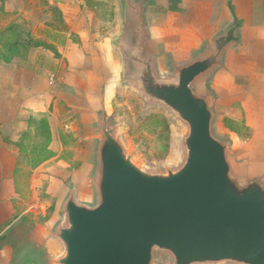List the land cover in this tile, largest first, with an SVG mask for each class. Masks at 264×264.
Wrapping results in <instances>:
<instances>
[{
  "label": "rangeland",
  "instance_id": "obj_1",
  "mask_svg": "<svg viewBox=\"0 0 264 264\" xmlns=\"http://www.w3.org/2000/svg\"><path fill=\"white\" fill-rule=\"evenodd\" d=\"M167 1L170 3V0ZM55 2L59 1L33 0L30 7L23 11L14 10L6 14L0 11V29L9 22H23L37 37L46 34L45 26L52 18L55 23L52 30L68 32L66 23V29H59L63 26L62 21L48 9L56 5ZM101 8H93L97 12V19L93 20L90 14L84 19L87 28L84 42L78 34L77 37H73L74 34L72 36V45L79 43L81 47V44H85L87 51L84 48L83 52L77 50L75 65L69 64L71 62L67 58L66 73L58 80L55 78V86L52 85L54 99H58L57 102L52 101L57 104L51 119L53 129L57 138L61 134L65 137L67 144L63 147L58 143V157L39 171L26 168V155L20 158L26 176L22 182L27 192L10 218L12 223L8 227H11L8 238L0 243V264H61L66 248L58 234L61 228L68 226L65 212L67 201L75 194L78 203L92 205L99 197L101 163L98 152L103 143V138L100 139V135L103 136L100 122L105 116L106 127L112 130L114 140L144 172L169 175L179 171L187 159L188 123L176 111L151 99L139 79L129 77L126 56L112 46V40L120 30L119 20L109 21L110 11L106 9L107 16L102 22L104 11ZM25 11L29 19L23 17ZM214 29L205 33H211ZM159 32V28L158 31L154 29L155 40L160 43L162 52L160 58L154 60L153 73L159 84H178L183 67L218 55L221 42L214 41L223 37L221 33L213 35V40L206 42H180L163 39L165 36ZM250 44L248 42L238 47L231 54L230 72L227 70L229 53L226 49L222 54L219 53V65H214L209 73L200 76L192 86L197 96L209 101L214 116L213 133L228 146L231 156H238L234 161L237 169L245 166L246 151L241 146L240 138L235 134L229 135L230 131L223 127L222 118L235 112L239 117L236 106H231L235 98L230 97L229 93L233 89L230 84L235 82L236 76L242 75L240 65L246 62L244 60H254L253 56L244 59L241 54ZM173 52L179 54L175 59L170 56ZM187 53L190 54L184 55ZM130 74L138 75L135 72ZM101 81L104 85L99 87ZM242 82L239 83L240 87H244L245 80L242 79ZM162 134L164 140H161ZM232 142L235 154L231 149ZM50 198L57 200L56 212L49 221L42 222V216L47 214L51 205ZM151 264H176V259L172 252L156 247ZM192 264L244 263L225 260Z\"/></svg>",
  "mask_w": 264,
  "mask_h": 264
},
{
  "label": "water",
  "instance_id": "obj_2",
  "mask_svg": "<svg viewBox=\"0 0 264 264\" xmlns=\"http://www.w3.org/2000/svg\"><path fill=\"white\" fill-rule=\"evenodd\" d=\"M237 28L214 41L221 42L219 53L238 41ZM144 36L142 24L141 38L123 51L128 76L188 123L187 159L169 175L144 172L114 140L105 116L99 197L92 205L78 203L75 194L67 201L68 226L58 234L66 248L60 263L151 264L158 247L172 252L176 264H264V177L245 166L237 169L230 149L213 133L209 101L192 90L200 76L219 65L221 54L183 67L178 84H159Z\"/></svg>",
  "mask_w": 264,
  "mask_h": 264
},
{
  "label": "crops",
  "instance_id": "obj_3",
  "mask_svg": "<svg viewBox=\"0 0 264 264\" xmlns=\"http://www.w3.org/2000/svg\"><path fill=\"white\" fill-rule=\"evenodd\" d=\"M103 1L105 5L101 8L104 11L102 22L108 10L110 11L108 16L111 18L109 21L118 19L120 24L118 34L112 40V46L123 53L126 46L136 43L141 38V25L144 24L145 54L154 60L160 58L162 52L160 43L155 40L154 29L158 31L159 28V33L164 35L163 39L166 40L206 42L213 40V35L221 34L224 30L237 25L235 34L238 41L228 48L227 70L230 72L231 54L248 42L251 43L250 46L247 45L241 54L244 59L253 56L254 60H244L246 62L243 64L240 62L242 75L236 76L235 82L230 84V88H233L229 93L230 97L235 98L231 106H236L239 117L236 115L237 112L224 116L222 124L225 127L224 118L228 117L249 128L250 136L247 139L240 138L241 146L246 151L245 167L249 173L264 177V0H170V3L167 0L158 3L155 0ZM4 2L5 11L9 13L29 8L33 0ZM44 5L46 6V3ZM56 6L61 11L64 25L67 24L69 31L52 30L54 26L50 24L54 21L51 18L49 26H45L46 34L37 37L33 35L37 39L53 44L60 56H55L49 49L37 47L31 48L24 57L16 55L9 63L0 60V225L12 217L16 205L23 201L27 192L22 182L26 177L25 171L20 165L23 154L19 147L7 143L4 136L17 141L23 132L30 129L31 118L47 116L52 131L50 149L54 152V157L33 170L39 171L58 157L57 145L59 143L64 147L61 139L63 135H58L59 141L53 129L51 119L57 110V104L52 101L57 102L58 99H54L55 85L52 87L48 80L51 76L57 80L62 78L66 73L67 58L71 62L69 64H77V50L82 52L83 48L87 50L85 44H81V47L79 43L72 45V38L78 34L84 42L87 37L84 19L86 16L89 17V14L93 20L98 18L97 12L86 0L82 4L57 2ZM45 8L47 9V6ZM22 15L29 19L27 11ZM209 29L214 30L206 34ZM188 54L190 53L184 55ZM178 55L173 52L170 56L175 59ZM242 79L245 80L244 87L239 85ZM100 83L99 87L104 85L103 81ZM216 101L218 103L220 97ZM229 135L232 136L234 133L230 132ZM236 137L238 138L237 135ZM231 146L234 152L233 142ZM237 157L235 155L234 160Z\"/></svg>",
  "mask_w": 264,
  "mask_h": 264
},
{
  "label": "trees",
  "instance_id": "obj_4",
  "mask_svg": "<svg viewBox=\"0 0 264 264\" xmlns=\"http://www.w3.org/2000/svg\"><path fill=\"white\" fill-rule=\"evenodd\" d=\"M87 4L92 8L97 9L105 5L103 0H86ZM5 2L1 0L0 11L6 14ZM49 10H52L56 14L57 18L62 21L63 26L59 29H66L62 19V13L56 5L49 6ZM54 21V20H53ZM50 25H55L52 22ZM58 29V28H57ZM46 48L52 51L55 56H60L57 49L53 44H50L44 40L37 39L31 29H29L23 22H10L6 26L0 29V60L6 63L13 61L16 55L26 56L31 48ZM225 127L232 133L236 134L241 139H247L250 136V130L244 124L238 123L228 117L224 118ZM29 130L23 132L17 141L12 140L9 137L4 136V140L7 143H13L19 147L22 154L27 157V166L29 169H35L46 161L54 157V152L50 149L52 141V131L47 116L40 118H31L29 121ZM164 135H161V140ZM62 143L66 145L65 137L62 136ZM166 148V145H164ZM50 207L47 214L42 216V222L49 221L55 214L57 208V200L50 198ZM12 223L11 219L0 225V243L8 238V228ZM4 229V234H1Z\"/></svg>",
  "mask_w": 264,
  "mask_h": 264
},
{
  "label": "built area",
  "instance_id": "obj_5",
  "mask_svg": "<svg viewBox=\"0 0 264 264\" xmlns=\"http://www.w3.org/2000/svg\"><path fill=\"white\" fill-rule=\"evenodd\" d=\"M60 3H76V4H82L84 3V0H58ZM50 85L52 86L55 82V78L51 76L49 78Z\"/></svg>",
  "mask_w": 264,
  "mask_h": 264
}]
</instances>
